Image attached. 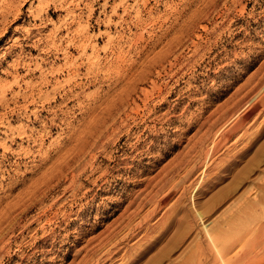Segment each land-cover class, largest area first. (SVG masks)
I'll return each instance as SVG.
<instances>
[{
    "label": "rangeland",
    "instance_id": "rangeland-1",
    "mask_svg": "<svg viewBox=\"0 0 264 264\" xmlns=\"http://www.w3.org/2000/svg\"><path fill=\"white\" fill-rule=\"evenodd\" d=\"M71 263L264 264V0H0V264Z\"/></svg>",
    "mask_w": 264,
    "mask_h": 264
},
{
    "label": "bare ground",
    "instance_id": "bare-ground-1",
    "mask_svg": "<svg viewBox=\"0 0 264 264\" xmlns=\"http://www.w3.org/2000/svg\"><path fill=\"white\" fill-rule=\"evenodd\" d=\"M151 197L153 198V196H151ZM151 197H150V198H151ZM149 200H150V199H149ZM152 200H153V199H152ZM152 200H151V201H152ZM127 207H128V206H127ZM127 207H126V209H127ZM147 213H148V212H147ZM151 213H152V212H151ZM147 216H148V215H147ZM129 219L131 220V218H129ZM129 219H128V220H129ZM144 219H146V218H144ZM139 222H140V221H139ZM124 223H125V222H124ZM128 223H129V222H128ZM129 224H130V223H129ZM121 225H122V224H121ZM122 226H123V225H122ZM114 238H115V237H114ZM116 239H117V238H116ZM111 240H112V239H111ZM115 241H116V240H115ZM116 243H117V242H116ZM116 243H115V244H116ZM100 244H101V243H100ZM103 244H104V243H103ZM107 244H108V243H107ZM100 248H101V247H100ZM106 249H107V248H106ZM86 252H87V251H86ZM91 252H92V251H91ZM91 252H90V253H91ZM87 257H88V256H87ZM89 258H90V257H89ZM83 259H84V258H83ZM86 260L88 261L89 259H86ZM78 261H79V260H78ZM81 262H82V260H81ZM83 263H84V262H83ZM83 263H81V264H83ZM71 264H72V263H71Z\"/></svg>",
    "mask_w": 264,
    "mask_h": 264
}]
</instances>
